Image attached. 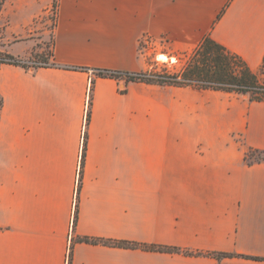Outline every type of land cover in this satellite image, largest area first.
Masks as SVG:
<instances>
[{"label": "crops", "instance_id": "1", "mask_svg": "<svg viewBox=\"0 0 264 264\" xmlns=\"http://www.w3.org/2000/svg\"><path fill=\"white\" fill-rule=\"evenodd\" d=\"M53 2L7 0L2 50L30 57ZM207 35L256 71L264 0H57L56 65L0 66V264H264V101L96 73Z\"/></svg>", "mask_w": 264, "mask_h": 264}, {"label": "trees", "instance_id": "2", "mask_svg": "<svg viewBox=\"0 0 264 264\" xmlns=\"http://www.w3.org/2000/svg\"><path fill=\"white\" fill-rule=\"evenodd\" d=\"M7 0H0V13ZM57 8V0H54ZM52 56V53H51ZM47 64H36L35 61L24 60L6 51H0V66L3 63H13L35 69L41 66H54L55 62L44 59ZM29 63V64H28ZM145 71L129 72L109 69H98L96 73L101 76L124 78L126 81H141L157 85L191 86L198 89L221 90L228 93L249 96L251 101H264V57L259 71L253 70L248 62L238 53L232 51L212 36H205L197 47L187 56L185 63L176 70L164 66L161 70L152 66ZM3 106V97L0 93V112ZM251 148L246 153L259 152ZM264 160L260 157L256 161ZM94 243L104 242L111 245L139 246L136 243L104 241L102 239H86ZM158 249L176 251L175 247L159 246ZM223 255V254H220Z\"/></svg>", "mask_w": 264, "mask_h": 264}, {"label": "rangeland", "instance_id": "3", "mask_svg": "<svg viewBox=\"0 0 264 264\" xmlns=\"http://www.w3.org/2000/svg\"><path fill=\"white\" fill-rule=\"evenodd\" d=\"M9 9H11V7ZM27 14H28L27 12H25L24 14L22 13L21 16H18L15 19V23L26 17L25 15ZM55 22H56V7L54 6V2H53L52 9L50 10L48 15L40 16L39 18H36L24 30L20 32L19 35L22 36L27 35L29 33H35L34 37L38 40V47H36L35 52L32 55H30V57L22 58V59L28 61L33 60L36 62V64L46 63L44 59L50 61V56L52 53V46H53V28L55 26ZM7 23H8L7 18L0 19V51H3L2 38L5 36V29ZM167 52H170V56H172V58L168 57L167 60H164L161 56L167 54ZM190 52L191 50L189 51L173 50L171 47H169L167 41L164 38H153L150 36H144L140 43L141 56L148 62L149 66H151L150 65L151 62L152 66H155V68L159 70L164 68V66H167L170 70L179 69L187 60V56ZM256 71H259V68H256ZM223 95H225L228 101H233V100L251 101L249 99V96H243L235 93L223 94ZM260 157L262 158L264 157L263 151L253 152V153L250 152L249 160L251 162H255Z\"/></svg>", "mask_w": 264, "mask_h": 264}, {"label": "bare ground", "instance_id": "4", "mask_svg": "<svg viewBox=\"0 0 264 264\" xmlns=\"http://www.w3.org/2000/svg\"><path fill=\"white\" fill-rule=\"evenodd\" d=\"M164 60H167L168 59V57L166 56V55H162L161 56Z\"/></svg>", "mask_w": 264, "mask_h": 264}, {"label": "built area", "instance_id": "5", "mask_svg": "<svg viewBox=\"0 0 264 264\" xmlns=\"http://www.w3.org/2000/svg\"><path fill=\"white\" fill-rule=\"evenodd\" d=\"M45 64H47V63H45Z\"/></svg>", "mask_w": 264, "mask_h": 264}]
</instances>
